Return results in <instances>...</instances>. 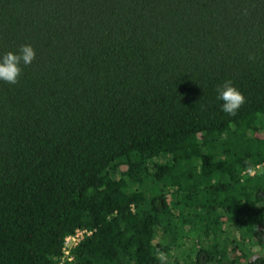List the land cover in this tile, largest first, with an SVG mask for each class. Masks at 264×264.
Wrapping results in <instances>:
<instances>
[{"label":"trees","instance_id":"1","mask_svg":"<svg viewBox=\"0 0 264 264\" xmlns=\"http://www.w3.org/2000/svg\"><path fill=\"white\" fill-rule=\"evenodd\" d=\"M22 44L0 264H55L76 228L65 264H264V0H0V56Z\"/></svg>","mask_w":264,"mask_h":264},{"label":"clouds","instance_id":"2","mask_svg":"<svg viewBox=\"0 0 264 264\" xmlns=\"http://www.w3.org/2000/svg\"><path fill=\"white\" fill-rule=\"evenodd\" d=\"M35 58V51L31 45H20L18 53L11 51L0 56V81L8 84H17L21 74V65H30ZM217 99L222 100V111L228 115H235L246 102V98L232 83L226 80L216 87ZM249 163V162H246ZM251 168V164L249 163ZM158 261L165 262L167 254L157 249Z\"/></svg>","mask_w":264,"mask_h":264},{"label":"built area","instance_id":"3","mask_svg":"<svg viewBox=\"0 0 264 264\" xmlns=\"http://www.w3.org/2000/svg\"><path fill=\"white\" fill-rule=\"evenodd\" d=\"M248 173L252 174L253 170H248ZM87 233H89L88 230L76 228L73 232L65 235L61 243V254L55 264H65V261H70L72 258L71 249Z\"/></svg>","mask_w":264,"mask_h":264}]
</instances>
